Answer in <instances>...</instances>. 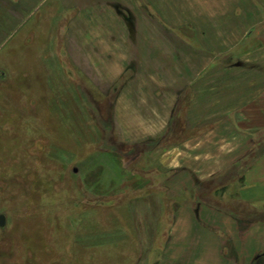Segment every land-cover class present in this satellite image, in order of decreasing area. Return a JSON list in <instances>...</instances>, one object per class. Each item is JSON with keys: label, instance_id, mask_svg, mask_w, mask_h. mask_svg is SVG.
Listing matches in <instances>:
<instances>
[{"label": "crops", "instance_id": "0c3cea01", "mask_svg": "<svg viewBox=\"0 0 264 264\" xmlns=\"http://www.w3.org/2000/svg\"><path fill=\"white\" fill-rule=\"evenodd\" d=\"M46 3L78 69L98 70L100 100L113 96L108 120L98 106L103 128L133 156L149 151L144 173L169 199L189 192L176 209L175 247L207 224L201 246L216 258L230 248V263L264 264V0H0V33ZM230 179L241 185L233 198L202 197L205 184ZM208 253L199 251L201 263Z\"/></svg>", "mask_w": 264, "mask_h": 264}, {"label": "rangeland", "instance_id": "374dc122", "mask_svg": "<svg viewBox=\"0 0 264 264\" xmlns=\"http://www.w3.org/2000/svg\"><path fill=\"white\" fill-rule=\"evenodd\" d=\"M50 4L0 33V264H234L233 249L222 260L201 246L207 224L186 228L175 247L176 209L189 205V192L169 199L144 173L149 151L133 156L103 128L98 106L108 120L113 96L100 100L98 70L78 69L72 47L67 54ZM240 189L230 179L205 184L201 195L219 201Z\"/></svg>", "mask_w": 264, "mask_h": 264}, {"label": "water", "instance_id": "95a60500", "mask_svg": "<svg viewBox=\"0 0 264 264\" xmlns=\"http://www.w3.org/2000/svg\"><path fill=\"white\" fill-rule=\"evenodd\" d=\"M6 225V216L0 215V227H4Z\"/></svg>", "mask_w": 264, "mask_h": 264}]
</instances>
